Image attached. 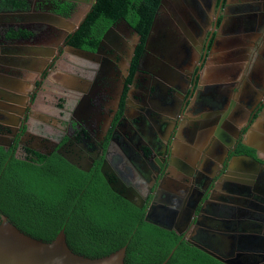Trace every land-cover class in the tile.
<instances>
[{"label": "flooded vegetation", "instance_id": "flooded-vegetation-1", "mask_svg": "<svg viewBox=\"0 0 264 264\" xmlns=\"http://www.w3.org/2000/svg\"><path fill=\"white\" fill-rule=\"evenodd\" d=\"M0 1V7H2L0 11L5 9L3 11L10 12V17L5 18L2 16L0 19L1 42L14 43L28 40L34 43L49 39L52 40L51 42L55 41L59 44L56 50L57 53L45 64L39 73L38 79H35L34 85L27 95V103L22 109H19L16 118L0 120V131L8 139H12L10 145L5 148L13 147L16 156L25 154V149H31L41 154L56 153L66 161L70 160L68 162L78 169H84L88 172L98 169L109 188L118 196V200L126 201L130 205L138 207L145 214L158 180L161 179L164 173L171 170L169 159L171 139L168 136L166 141L161 140L154 126V120L161 119L159 100L161 101L167 92H174L170 89V86L173 85L167 66V60L172 52L167 49V43L168 38L176 36V31L168 32L166 27L163 26L168 22H172L176 28V24L181 23L182 17L187 19L183 8L177 6L176 2H174L175 8L171 11V14L161 11L162 6L157 8L153 18L154 21H152L144 43L143 52L138 59L137 67L129 83L126 80L129 76L133 52L139 41V35L132 26L122 21V19L111 24L109 27H112V30L122 23L127 24L131 31L135 33L136 40L133 43L131 55L126 59L127 52L119 48V52L115 55L116 63L112 62L111 57L107 55L109 52L105 48L106 37L112 32L110 30L105 34L108 27L102 34L101 39L104 34L105 36L102 40L100 39L98 46L94 50H90L96 51L91 55L92 60L98 62L95 67L96 77L92 86L93 89L84 94L78 93L76 95L77 99H75L66 87L58 85L56 91L53 92L52 99L48 102L52 105V108H55L54 110L62 111L61 113L50 111L48 115L44 114L48 117L46 119L32 110L37 107V98L41 95L40 85L46 78L48 70L55 65L64 47H71V45L66 44V38L76 30L95 0ZM189 11L192 16L190 15L188 24H192L194 37H196L198 35L196 29L198 23L193 19L195 13L191 11V8H189ZM13 12L18 13L16 17L11 14ZM75 12H78V16L81 14L80 20L75 25L64 23L63 19L69 18ZM215 16L214 14L212 27H214L216 21ZM156 23H160L161 27L157 30L155 41L148 43ZM203 38L201 47L198 48L196 65L192 67L193 71L187 72L185 83L188 87L185 89L186 91L183 90L180 93L179 90V92L177 91V87L175 88L177 93H180L178 95L182 98L180 104L184 107L190 102L198 87V76L195 74L204 62L210 48L211 32L208 31ZM156 39L159 42L156 43ZM5 46L2 47V51L0 49V71L4 72L8 68L11 72H14L16 66L21 67V64H18L20 59L16 56L7 58L3 52L8 49ZM75 52L80 53L78 50H75ZM184 52V50L179 52V54L182 53L181 57ZM112 53L114 52L112 51ZM175 54L179 55L178 53ZM6 62L9 63L6 64ZM81 66L82 64L79 65V67ZM24 73L26 72L24 71ZM190 74L191 79H189ZM126 86L127 89L125 90ZM136 91L139 92L138 95L135 94ZM87 94L89 98L86 97ZM135 96H139L138 102L141 107L139 110L133 108L130 103ZM86 100L91 102L89 107H86ZM122 100L123 107L121 108ZM7 101L12 102L9 94L3 91L0 92L1 107L7 105ZM238 145L239 142L228 151L222 165L215 170V173L212 175L191 174V179H194V181L190 184L202 191L208 185L209 189L213 184L215 190L219 189L216 197L223 199L225 202L218 204V201H215V203L212 202L205 206L204 209L210 214H218L220 221L228 220L233 215L231 202L243 205L251 201L253 205L258 207L255 210L256 213L240 212L239 217L244 221L248 220V222L237 227H239L242 234L263 235L264 232L258 222L262 224L264 219V214L260 213L264 210V199L261 201L250 198V191L253 187L247 182L234 179L226 180L225 178L221 180V177L225 176L232 156L247 155L256 158L245 151L237 152ZM105 160L106 166L104 167V173H102L101 166ZM182 180H178V186L180 182H186V180ZM151 185L152 188L149 193L148 189ZM256 191L259 194H264L263 191ZM199 209L200 206L198 205L195 212L197 213ZM235 215L238 216V213ZM252 221L257 222L252 224ZM178 235L184 239L188 235V228Z\"/></svg>", "mask_w": 264, "mask_h": 264}, {"label": "crops", "instance_id": "crops-1", "mask_svg": "<svg viewBox=\"0 0 264 264\" xmlns=\"http://www.w3.org/2000/svg\"><path fill=\"white\" fill-rule=\"evenodd\" d=\"M174 2L183 8L187 19L182 17L176 28L172 22L163 26L168 32L176 31V36L168 38L167 43V49L172 52L167 66L173 85L170 89L174 92H167L159 100L161 119L154 120L161 140L166 141L168 136L171 139L170 172L212 175L222 165L228 151L239 142L254 150L256 158L232 156L224 178L247 182L253 189L264 192V0H163L161 11L171 14ZM189 8L195 13L193 19L198 23L196 37L192 24H188ZM3 10L0 11V19L2 16L10 17V12ZM217 13L216 26L212 27L214 14ZM11 14L16 17L18 13ZM72 16L63 19L64 23L72 25ZM160 27L161 24L156 23L148 43L155 41ZM208 31L212 34L210 48L195 74L198 76V87L190 102L185 107L181 106L182 98L178 95L188 87L185 83L187 72L193 71L198 48ZM135 40L136 35L127 24L114 28L105 40L107 55L112 62L116 63L115 55L119 48L127 52V59ZM51 41H0L1 51L5 45L8 48L3 51L5 56H16L20 59L18 64H21V67H15L14 72L8 68L0 71V92L12 98V102L7 101L4 107L0 103V120L15 119L19 109L26 105L35 79L57 53L59 44ZM183 50L185 52L181 57L179 52ZM97 64L91 54L77 53L72 47L65 46L40 85L41 95L33 112L46 119L48 117L44 114L48 115L50 111L61 113L62 110H54L48 102L58 85L66 87L77 99L78 93L84 94L93 89ZM176 87L180 93H177ZM136 92L138 95L139 92ZM138 98L135 96L130 102L136 110L141 108ZM86 104L89 107L91 102L86 100Z\"/></svg>", "mask_w": 264, "mask_h": 264}, {"label": "trees", "instance_id": "trees-1", "mask_svg": "<svg viewBox=\"0 0 264 264\" xmlns=\"http://www.w3.org/2000/svg\"><path fill=\"white\" fill-rule=\"evenodd\" d=\"M159 3L95 0L65 42L94 50L104 31L124 19L139 35L126 80L129 83ZM25 151L16 156L13 147L0 145V216L6 215L22 231L51 240L63 228L69 247L90 257L106 255L125 245L126 264H159L174 247L165 264H225L174 230L146 222L143 210L118 200L98 169H78L56 153ZM236 151L255 157L254 150L242 144Z\"/></svg>", "mask_w": 264, "mask_h": 264}, {"label": "water", "instance_id": "water-1", "mask_svg": "<svg viewBox=\"0 0 264 264\" xmlns=\"http://www.w3.org/2000/svg\"><path fill=\"white\" fill-rule=\"evenodd\" d=\"M162 1L160 0L158 7L161 6ZM217 15L218 13L215 20ZM122 21L126 22L124 19ZM215 26L216 22H214ZM110 30H112V27H109L105 34ZM71 47L88 54L96 52ZM13 131L16 132L15 129ZM11 140L0 131L1 146L10 145ZM105 166L106 160L103 161L101 166L102 173H104ZM223 178L222 176L221 180ZM106 179L108 180L107 177ZM182 179L186 182H180L178 186V180L183 181ZM193 181L194 179H191V175L188 174L178 175L170 171L164 173L152 192L150 205L143 217L144 220L161 228L174 230L178 234L188 228V235L184 237L185 241L225 264H264V234H242L239 227H237L248 222V220L244 221L240 218L239 214L256 213L255 210L258 207L253 205L251 201H246L247 203L243 205L231 202L233 215L228 220L220 221L218 214H210L204 209L212 202L218 201V204L225 202L223 199L216 197L219 189L215 190L213 184L209 189L208 185L202 191L190 184ZM151 188L152 185L148 189L149 193ZM250 198L262 201L264 194H259L252 189ZM198 205L200 209L196 213L195 209ZM236 213H238V216L235 215ZM260 213L264 214V210ZM256 222L252 221V224H256ZM258 224L264 232V219L262 224L259 222ZM258 242L260 244H257ZM174 249L175 247L167 258L159 264H165ZM125 252L126 246L124 245L106 255L86 256L75 252L69 247L63 228L53 239L43 240L19 229L6 215L1 214L0 216V264H126Z\"/></svg>", "mask_w": 264, "mask_h": 264}, {"label": "rangeland", "instance_id": "rangeland-1", "mask_svg": "<svg viewBox=\"0 0 264 264\" xmlns=\"http://www.w3.org/2000/svg\"><path fill=\"white\" fill-rule=\"evenodd\" d=\"M80 10L81 9L79 8V11ZM78 15H79L78 12H75L74 15L71 17V23H73L72 25H75L80 20L81 14H80V16H78ZM69 23H70V20H69Z\"/></svg>", "mask_w": 264, "mask_h": 264}]
</instances>
